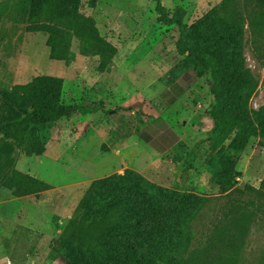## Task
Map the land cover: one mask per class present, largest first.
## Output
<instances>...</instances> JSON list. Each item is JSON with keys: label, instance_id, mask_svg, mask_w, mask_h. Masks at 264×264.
<instances>
[{"label": "rangeland", "instance_id": "obj_1", "mask_svg": "<svg viewBox=\"0 0 264 264\" xmlns=\"http://www.w3.org/2000/svg\"><path fill=\"white\" fill-rule=\"evenodd\" d=\"M20 1L0 0V86L7 90L39 76L59 77L64 80L63 104L80 109L55 125L59 142L68 146L61 159L27 157L13 140L0 136V263L68 264L53 250V243L75 219L91 184L124 176L126 170L136 171L148 156L140 173L146 179L171 191L207 199L192 224L183 258L191 255L193 264H264V136L251 140L243 151L227 150L237 162L238 183L231 196L223 195L207 165L212 155V123L207 112L214 105L209 76L195 94L192 90L182 98L173 93L191 106L195 95L202 92L200 112L190 115V123L201 133L199 138L168 159L138 150L133 134L138 111L157 117L155 104L162 86L174 92L173 86L185 74L177 68L183 60L175 46L178 31L157 21L156 4L151 0H82L81 12L117 50L128 53L117 61L114 57L110 67L100 72L99 57L81 55L78 39L72 45L71 62L51 60L48 35L27 32ZM224 1L163 0V5L171 16L182 9L184 22L192 25ZM240 1L247 19L245 66L259 84L247 107L252 112L264 107V34L256 35L250 27L255 5ZM142 100L148 102L149 111ZM21 116L0 96V125ZM90 124L110 130L117 139L111 145L106 134L101 139L91 135L89 161L80 170L76 139ZM251 189L261 190L260 195ZM226 214H235L241 225L229 228L234 235L226 236L225 242L232 247L217 252V242L224 243V225L230 223Z\"/></svg>", "mask_w": 264, "mask_h": 264}, {"label": "trees", "instance_id": "obj_2", "mask_svg": "<svg viewBox=\"0 0 264 264\" xmlns=\"http://www.w3.org/2000/svg\"><path fill=\"white\" fill-rule=\"evenodd\" d=\"M151 1L156 4L157 21L178 31L175 46L183 57L178 71L192 70L199 78L212 79L214 105L207 112L212 123V155L207 165L214 184L229 197L237 190L238 174L237 162L227 150L243 151L251 140L264 136V107L247 110L259 84L245 66L247 19L242 3L225 0L219 9L188 25L182 9L171 16L163 0ZM243 1L255 5L250 19L253 33L264 34V0ZM18 8L27 32L48 35L51 60L71 62L72 45L78 39L81 55L99 57L100 72L110 67L118 50L81 12L82 0H21ZM63 87L64 80L52 76H39L7 90L0 86L1 98L22 114L1 124L0 136L13 140L27 157L44 156L57 134L56 123L80 109L63 104ZM206 204V198L171 191L126 170L124 176L91 184L75 219L55 239L53 250L68 264H193L191 255H183L188 253L192 224ZM226 215L230 223L224 225V243L217 242V252L232 247L225 242L229 228L241 225L235 214Z\"/></svg>", "mask_w": 264, "mask_h": 264}, {"label": "crops", "instance_id": "obj_3", "mask_svg": "<svg viewBox=\"0 0 264 264\" xmlns=\"http://www.w3.org/2000/svg\"><path fill=\"white\" fill-rule=\"evenodd\" d=\"M127 55V52L122 53V51L118 50L115 56V61L120 57H127ZM205 78H199L194 71L189 70L180 78L179 82L173 86L174 92L170 93L167 91L168 87L162 86L161 91L158 93L159 100L155 104V107L159 109L158 113H156L157 117L138 111L137 114H140V118H138L133 124V134L135 135L136 133L135 137L138 140L136 142H138V150L141 153H149L154 157H159V160L168 159L175 153L186 150V144L193 143L195 137L199 138L201 133L197 128H194L195 126H193L192 123H190V115L192 112L196 114L200 112L202 106L201 103H203V98L201 96L202 92L199 91V94L195 95L194 103L191 106L189 105L190 103H186L182 98L192 90H195V94L200 84L205 81ZM173 93H178L177 95L183 97H174ZM142 103L145 105L144 109L149 111L151 107L148 106V102L146 103V101L142 100ZM99 129L100 128L97 125L90 124L89 127L84 131L79 132L77 135L76 142L79 151L77 157L80 162V170H85L84 166L89 161L87 151L90 147L89 137L91 135L101 139L104 137L103 134H106L109 144L111 145H113L117 139L116 136L111 135L110 130ZM56 133L57 134L52 138L48 145L47 153L42 157L56 160L59 157L61 159L65 156L68 147L67 143L62 141L59 142L60 137L58 136V130ZM128 133L126 135H129ZM147 157L144 158L142 163L138 164L136 171L139 173L142 172L143 166L147 165ZM82 174L85 176L84 173Z\"/></svg>", "mask_w": 264, "mask_h": 264}, {"label": "built area", "instance_id": "obj_4", "mask_svg": "<svg viewBox=\"0 0 264 264\" xmlns=\"http://www.w3.org/2000/svg\"><path fill=\"white\" fill-rule=\"evenodd\" d=\"M0 264H2V263H0ZM5 264H12V262H11V261H9L8 263H5Z\"/></svg>", "mask_w": 264, "mask_h": 264}]
</instances>
